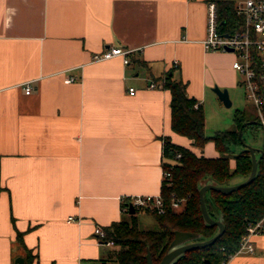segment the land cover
Listing matches in <instances>:
<instances>
[{
  "label": "crops",
  "instance_id": "crops-1",
  "mask_svg": "<svg viewBox=\"0 0 264 264\" xmlns=\"http://www.w3.org/2000/svg\"><path fill=\"white\" fill-rule=\"evenodd\" d=\"M207 2L0 0V264H26L25 248L30 264H100L114 247L95 227L131 215L123 197L160 194L166 138L218 157L172 131L162 87L183 81L203 109L214 87L243 89L236 56L202 45ZM111 47L129 63L93 60ZM253 242L229 264H264V234Z\"/></svg>",
  "mask_w": 264,
  "mask_h": 264
},
{
  "label": "trees",
  "instance_id": "trees-1",
  "mask_svg": "<svg viewBox=\"0 0 264 264\" xmlns=\"http://www.w3.org/2000/svg\"><path fill=\"white\" fill-rule=\"evenodd\" d=\"M208 1L217 5L220 31L223 34L242 28L243 18L237 16L235 2ZM162 87L171 93L172 131L187 138L193 147L200 150L212 142L219 155L214 158L197 155L189 148L174 144L166 138L163 141V170L171 176L163 179L161 185L160 195L164 201L165 213L136 211L135 214L103 228L105 239L112 240L113 247L118 249L111 258L101 260L100 264H147L148 249L153 263L159 264L175 231L199 233L204 238L202 240H209L217 235L216 225L207 226L204 223L199 189L207 181H212L219 187H227L232 186L231 182L236 177H241L244 181L248 179L252 171V159L246 149L244 134L252 141L257 138L261 141L260 150L255 152L259 159L255 178L230 193L214 190L205 193L207 212L213 220L222 216L224 232L210 247L188 251L175 264H221L238 250L249 225L264 218V130L258 116L251 119L245 111L236 110L231 129L207 136L204 109L195 99L188 97L186 83L167 76ZM235 147L240 148L237 154L233 153ZM178 155L180 158H177ZM231 162H234V167H231ZM173 202L179 203L178 209L172 207ZM139 212L149 214L156 227L141 228L137 216ZM17 240L23 244V233H17ZM25 251L26 264H30V250L25 248Z\"/></svg>",
  "mask_w": 264,
  "mask_h": 264
},
{
  "label": "built area",
  "instance_id": "built-area-1",
  "mask_svg": "<svg viewBox=\"0 0 264 264\" xmlns=\"http://www.w3.org/2000/svg\"><path fill=\"white\" fill-rule=\"evenodd\" d=\"M235 10L237 16L243 18V26L240 30L230 34H223L220 31V22L218 18L217 5L213 1L207 2L206 18V37L202 45L207 52L233 53L236 60L233 62V69L243 77L242 87L246 99L254 106L257 116L264 130V0H236ZM231 50V52H228ZM131 50L120 47H111L105 49L101 54L94 56L95 62L110 60L113 58H122L123 63H129V54ZM69 81H73L70 78ZM155 87L154 84L150 85ZM32 87L25 85V93L30 94ZM130 94L134 95L136 91L130 89ZM197 107V106H196ZM180 158V155L177 156ZM170 173L163 171V179L170 178ZM123 213H128L130 206L135 211H156L158 214L165 213V206L162 196L156 195H136L132 197H123ZM174 209L179 208V203L173 202ZM69 221L79 223L80 220L70 218ZM94 233L100 244L113 247L112 240L105 239V232L101 227H95ZM264 234V218L255 224L249 225L247 232L242 236L238 250L233 256L251 255L255 252L253 237ZM221 264H229V260Z\"/></svg>",
  "mask_w": 264,
  "mask_h": 264
},
{
  "label": "water",
  "instance_id": "water-1",
  "mask_svg": "<svg viewBox=\"0 0 264 264\" xmlns=\"http://www.w3.org/2000/svg\"><path fill=\"white\" fill-rule=\"evenodd\" d=\"M228 52H231V50H229ZM213 91L216 93L219 100L226 107L231 106V101H230L229 93L227 89H219L218 87H214ZM246 149L250 152L251 159H252V171L248 179H246L244 182L240 184L227 186V187H219L213 184L212 181H207L199 189L200 206H201V212H202L204 223L207 226L216 225L218 227L217 235H215L213 238L209 240H202L204 238L199 233L175 231L174 238L172 242L170 243V245L168 246V249L166 250L159 264H175L176 261L179 258L184 257L188 251H191L193 249L210 247L223 234L224 225L222 223V216H220L217 220H213L209 216L206 206H205L204 195L209 190H214V191H218L221 193H230L250 183L251 181H253V179L255 178L257 174L259 159H257L256 157L255 148H253L250 145H246ZM129 213L132 215L135 214V209L132 206H130ZM146 261H147V264H154L152 261L149 249L147 250ZM15 264H23V259L17 258L15 261Z\"/></svg>",
  "mask_w": 264,
  "mask_h": 264
},
{
  "label": "rangeland",
  "instance_id": "rangeland-1",
  "mask_svg": "<svg viewBox=\"0 0 264 264\" xmlns=\"http://www.w3.org/2000/svg\"><path fill=\"white\" fill-rule=\"evenodd\" d=\"M229 98L232 102V106L226 107L222 104L218 98L214 95L213 99H207L204 104L205 111V133L207 136H212L218 131L231 129L233 126V115L236 110L245 111L251 119H255L257 116L254 106L246 99L244 91L241 87L235 90L229 91ZM245 144L252 146L256 150H260L261 141L257 138L252 141L247 134H244ZM240 148H233V153L237 154ZM215 152V148L209 142L204 148L205 153ZM216 153V152H215ZM258 154V153H257ZM241 177H236L231 183L237 182ZM139 219V226L143 229H153L156 227L153 218L149 214L137 213ZM118 247L114 248L113 251L117 250Z\"/></svg>",
  "mask_w": 264,
  "mask_h": 264
}]
</instances>
